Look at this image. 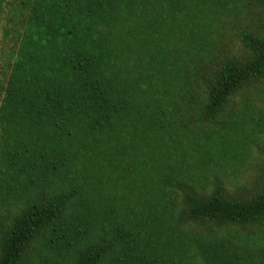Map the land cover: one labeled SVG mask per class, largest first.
Wrapping results in <instances>:
<instances>
[{
    "label": "trees",
    "instance_id": "trees-1",
    "mask_svg": "<svg viewBox=\"0 0 264 264\" xmlns=\"http://www.w3.org/2000/svg\"><path fill=\"white\" fill-rule=\"evenodd\" d=\"M0 264H264V0H0Z\"/></svg>",
    "mask_w": 264,
    "mask_h": 264
}]
</instances>
